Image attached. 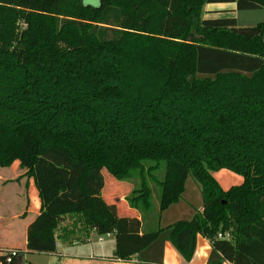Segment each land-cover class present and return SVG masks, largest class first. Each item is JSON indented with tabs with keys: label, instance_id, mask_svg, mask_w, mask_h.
Here are the masks:
<instances>
[{
	"label": "trees",
	"instance_id": "obj_1",
	"mask_svg": "<svg viewBox=\"0 0 264 264\" xmlns=\"http://www.w3.org/2000/svg\"><path fill=\"white\" fill-rule=\"evenodd\" d=\"M229 1L264 8V0H0V167L19 161L38 189L28 251L55 252L70 216L86 234L114 235L115 258L168 230L187 261L201 234L214 252L208 264H264V21L203 18L207 3ZM49 149L68 164L43 156ZM222 169L242 183L224 189L213 175ZM106 171L136 180L125 200L142 219L103 197ZM190 175L203 210L161 227ZM151 182L162 189L158 210ZM7 252L0 264H16Z\"/></svg>",
	"mask_w": 264,
	"mask_h": 264
},
{
	"label": "crops",
	"instance_id": "obj_2",
	"mask_svg": "<svg viewBox=\"0 0 264 264\" xmlns=\"http://www.w3.org/2000/svg\"><path fill=\"white\" fill-rule=\"evenodd\" d=\"M257 9L264 12V8ZM252 10L256 9H238L237 2L233 1L207 3L204 6L203 18H231L235 19L237 26L249 27L254 26L257 23L252 24V22H250V15H246L244 12ZM242 16L244 20L241 22L240 19ZM262 21H264V19ZM19 164V161H15L9 167V169L13 171V174L10 175L12 176L11 178H6V176L9 177L8 174L1 177L0 173V182H4L3 184L14 182L21 187L23 186V189H15L17 190L16 196L18 197L15 201L16 203L21 204L22 208L11 212V215L7 212H2L0 215V228L3 229L4 237L10 241V245L0 247V253L12 250L19 251V254L22 252H29L36 256L34 257V264H208L214 255L210 241L201 234H198L196 237V248L193 258L190 261H187L170 241L169 231L164 230L156 241L143 251L135 254L132 258L128 260L115 258V247L108 250L104 245L105 237L101 240L100 235L95 231L86 234L84 226H82L79 222L76 223V217L70 216H67L63 220L60 227L56 231L57 250L55 252H30L27 249V230L30 223L39 214L41 202L34 180L24 176V170L23 172H20L21 168ZM226 170L227 169H222L213 173L218 181L223 179V182H220L221 180L219 181L220 184L225 183L228 185L226 187L222 186L224 189H228L233 186L228 183H242L243 178L241 176L236 179V177H233L231 173H228L229 170ZM217 174L220 175L217 176ZM122 183L123 182L118 181L106 172L105 187L102 191L103 197L106 200H110L109 196L113 194L112 190L116 189V193H121L120 195L123 202H127L125 197L131 190L129 192H125L124 190L129 188L123 187ZM192 190L193 191L190 193L189 199L185 200L187 193L186 183V189L180 202L173 204L161 214V227L166 228L170 224L179 220H189L198 210H203V199L202 197L200 199L198 197V191L199 193L202 192L201 188L194 185ZM193 201H195L196 204H194ZM0 203L4 206L7 205L6 200H1ZM156 205L157 208L155 207V209L158 210V199L156 200ZM8 214L11 217H9ZM123 216L138 217L139 219H142V214L138 210L131 208L128 203ZM163 219L166 221L165 224L163 223ZM19 238L21 239L20 244L18 243ZM18 256L16 257V264ZM224 264L230 263L224 262Z\"/></svg>",
	"mask_w": 264,
	"mask_h": 264
},
{
	"label": "rangeland",
	"instance_id": "obj_3",
	"mask_svg": "<svg viewBox=\"0 0 264 264\" xmlns=\"http://www.w3.org/2000/svg\"><path fill=\"white\" fill-rule=\"evenodd\" d=\"M83 1H84V3L86 5L99 6V4H100V0H83ZM244 13H246V15H250V22H252V24H256V23H258V22H260V21H262L264 19V12L262 10H260V9L247 11V12H244ZM247 13H250V14H247ZM243 20L244 19H243V16H242L240 21L242 22ZM52 151L53 150H50V149L49 150H44L43 151V156H46L48 158L52 157L54 159H57L56 161H54V160H52V161L55 162L58 165H62V164L64 165V164L67 163L65 156L59 155L56 152L53 153ZM65 155L68 158L70 157V155L67 154V153ZM21 171L23 172V169H21L20 172ZM226 171H228V170H226ZM0 173H1V177L3 175L6 176V174H8L9 177L6 176V178H11L12 176H10V175L13 174V171L11 169H9V167H0ZM228 173H231L233 175V177H236V179H237V177H240V175L235 174L233 172L228 171ZM164 174H165V164L162 163V167H161L160 171L157 173V176H158L159 179H162L164 177ZM219 175L220 174H217V176H219ZM220 180H219L220 182H223V179H220ZM227 181H228V179H227ZM3 183L4 182H0V202H1V200H6L7 201V205L4 206L3 204L0 203V215H1L2 212H7V213H9L11 215V212L17 211L20 208H22V205L16 203V201H15L18 198L16 196V193H17L16 191L17 190H15V189H21V188L23 189V186L21 187V186H19L18 184L14 183V182H9L7 184H3ZM123 183H124L125 186L128 185V188H129V189L124 190L125 192L126 191L129 192L130 190H132L133 187L138 186V184L136 183V180H128V181H124ZM186 183H187V193H186V196H185V200H188L190 193H192V191H193L192 189L194 188V185H197L199 188H201V185L197 182V180L192 175H190L188 177ZM221 184H220L221 186H225V187L228 186L225 183H221ZM228 184L238 185L237 182L236 183H228ZM151 185L154 188L153 206H154V210H155V207L157 208L156 200L158 198H160L161 193H162V189H161V187L159 185H157L155 183L151 182ZM112 192H113V194H111L109 196L110 200H107V202L115 203L117 205V208H118L117 209L118 210V214L123 216V214L125 212V208H127V203L128 202H123V200L121 199V195H120L121 193H116L117 192L116 189H113ZM116 194H118V195H116ZM198 197H199V199L202 197V192L199 193V191H198ZM193 202H194V204H196L195 201H193ZM10 215H9V217H11ZM165 222H166L165 219H163V223L164 224H165ZM102 236L105 237L104 245L107 247L108 250L116 247V238H115L114 235H112V234L109 235V236H108V234L107 235H100V237H102ZM18 243L19 244L21 243V239L20 238L18 239ZM6 245H10V241L7 240L4 237L3 229L0 228V247L6 246ZM34 257H36V256H34V254H31L29 252H22L18 256L17 264H34L33 263V262H35V258Z\"/></svg>",
	"mask_w": 264,
	"mask_h": 264
},
{
	"label": "built area",
	"instance_id": "obj_4",
	"mask_svg": "<svg viewBox=\"0 0 264 264\" xmlns=\"http://www.w3.org/2000/svg\"><path fill=\"white\" fill-rule=\"evenodd\" d=\"M109 235H111V234H108V236ZM218 237L219 238H222V239H226V240H231L232 239V235L230 234V232H226V233H219L218 234ZM100 239L101 240H103V236L102 237H100ZM7 255H8V257H7V262H11V258H13V257H16V256H18L19 255V251H16V250H12V251H8L7 252Z\"/></svg>",
	"mask_w": 264,
	"mask_h": 264
}]
</instances>
